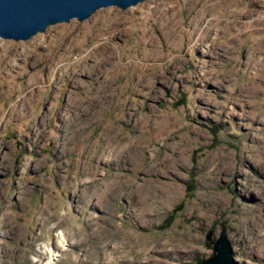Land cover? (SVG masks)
<instances>
[{
  "label": "rangeland",
  "instance_id": "rangeland-1",
  "mask_svg": "<svg viewBox=\"0 0 264 264\" xmlns=\"http://www.w3.org/2000/svg\"><path fill=\"white\" fill-rule=\"evenodd\" d=\"M222 233L264 264V0L0 38V264H201Z\"/></svg>",
  "mask_w": 264,
  "mask_h": 264
},
{
  "label": "water",
  "instance_id": "water-1",
  "mask_svg": "<svg viewBox=\"0 0 264 264\" xmlns=\"http://www.w3.org/2000/svg\"><path fill=\"white\" fill-rule=\"evenodd\" d=\"M146 0H0V38L27 40L50 25L83 21L108 6L126 9ZM211 239V235L208 236ZM229 239L221 234L214 241L212 256L201 264H233Z\"/></svg>",
  "mask_w": 264,
  "mask_h": 264
},
{
  "label": "bare ground",
  "instance_id": "bare-ground-1",
  "mask_svg": "<svg viewBox=\"0 0 264 264\" xmlns=\"http://www.w3.org/2000/svg\"><path fill=\"white\" fill-rule=\"evenodd\" d=\"M109 60V59H108Z\"/></svg>",
  "mask_w": 264,
  "mask_h": 264
}]
</instances>
